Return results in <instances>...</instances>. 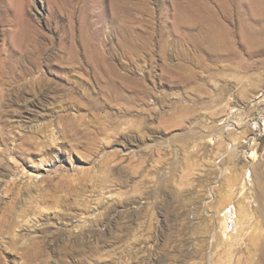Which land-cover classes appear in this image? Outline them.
Instances as JSON below:
<instances>
[{
    "label": "rangeland",
    "instance_id": "rangeland-1",
    "mask_svg": "<svg viewBox=\"0 0 264 264\" xmlns=\"http://www.w3.org/2000/svg\"><path fill=\"white\" fill-rule=\"evenodd\" d=\"M249 2L0 0V68L46 81L2 88L0 264H264V53L190 36Z\"/></svg>",
    "mask_w": 264,
    "mask_h": 264
},
{
    "label": "bare ground",
    "instance_id": "bare-ground-1",
    "mask_svg": "<svg viewBox=\"0 0 264 264\" xmlns=\"http://www.w3.org/2000/svg\"><path fill=\"white\" fill-rule=\"evenodd\" d=\"M247 9H248L247 13H248L249 21L246 23L242 22L238 28V31L233 32L232 29L223 21L210 22V21H203L202 20V22L198 23V28H197V31L195 32V34H190L192 42H194L200 48H201L203 42H207L210 46H212V48L214 49V51L216 53H218V51L219 52L220 51H226L227 56L229 55L231 58H234V57H239L238 51L235 50V41L233 39V37L236 34V36H238L239 43H241L242 46L245 45L246 49H248V52L254 53L255 52L254 50H249L250 47H258V48H260V51L264 53V0H250L249 6ZM27 51H29V50H27ZM90 52L92 54L93 51H90ZM100 55L93 57L94 61H93V58L91 60H89L90 61L91 78L93 79L94 83H99V84L102 83L100 85V87H101L100 89H103V88L105 89V88H108L109 86H113L116 80H120V79L125 80L126 79L125 75L123 76V75H120L118 73L116 74V71H113L114 72L113 73L110 70H108V68L106 66L102 65L101 68H97L98 65L101 62H103ZM24 57L25 56H23V58ZM65 69L67 70V67H65ZM59 70H61V69H59ZM69 70H68V73L69 72L71 73V71H69ZM61 78H63V77H61ZM41 81H45L43 75L41 73L38 75H35L34 71L30 68H25V67H22V68L21 67L20 68H18V67H12L11 68L10 67L8 69H5V68L1 69L0 68V157L1 158H4L6 156V154L10 151L8 144L11 140L21 139V137H24V135H21V133H17L16 131H13L12 129H10V126L7 125V120L4 118V114L6 112L5 106L8 103V102H6L8 91H6V92L2 91V88L6 85H9V87L14 86L12 84L19 85L22 88L23 85H28L31 83H35V82L37 83V82H41ZM48 86L50 87V85H48ZM42 88H44V87H42ZM4 89H5V87H4ZM9 89L11 90L12 88H9ZM12 91H13V89H12ZM21 94L22 93L17 94V95L21 96ZM16 101H17V99H16ZM66 124L67 125L63 126L61 129L63 133L66 131H69V132H73L74 135H78V136L81 135V137H83L82 135H84L86 133L85 128H81L79 123H76V122L71 120ZM47 128H45V129H47ZM45 129L43 128V130H45ZM33 132H35V131H33ZM38 133H39V131H37V134ZM44 134H46V133L44 132ZM37 139H38L37 135H32V139L30 141V144L33 146V148H36L37 144L43 142L42 140L37 141ZM46 141H47V139H46ZM34 143H35V145H34ZM37 148H38V146H37ZM46 148H47V145H46Z\"/></svg>",
    "mask_w": 264,
    "mask_h": 264
}]
</instances>
